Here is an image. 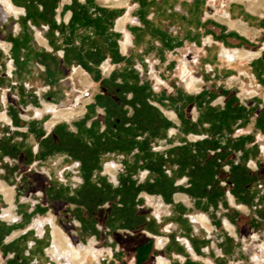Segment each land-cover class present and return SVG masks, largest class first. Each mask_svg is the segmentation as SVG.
<instances>
[{
    "label": "rangeland",
    "instance_id": "obj_1",
    "mask_svg": "<svg viewBox=\"0 0 264 264\" xmlns=\"http://www.w3.org/2000/svg\"><path fill=\"white\" fill-rule=\"evenodd\" d=\"M71 1L73 4H75L74 0ZM81 1L85 2V0ZM123 1L126 3L129 2V0ZM123 1L104 0V4L107 6V8L116 6L120 7L124 5L122 4ZM34 2L35 1H33V3ZM160 2L162 3V9H167L169 11L168 16H161L158 14V4ZM160 2H151L156 4V6L153 5L156 7V9L154 8L153 11L151 10L152 4H149L150 1L140 0L138 2L141 8L139 13H144L145 18L147 19L152 13L157 11L155 17L150 22L151 25L158 23L162 24L164 27L162 28L164 33L162 32L161 34H158L155 26H144L141 24L142 26L140 27L135 24L136 21H131V17L129 22L132 26V30L136 28L139 33V36H136L135 40L140 46L143 45L142 42H144V40L146 41L147 38H152L154 42L160 41L158 39H161L162 41L164 40L163 44H168L169 46H171V42L177 40L176 38L183 39V41H178V43L175 42V46H183V42H186L184 56L180 57H184L185 59L181 60L180 64L177 63L176 59L170 66H168L167 70L169 75L165 78L162 77L165 82L158 77L161 76V73H159V66L155 65L157 71V75L155 76L154 72L150 68V65L155 61L147 62L144 57L140 58L138 50H135L132 53V63H126L128 68H134L136 71L135 77L133 76L132 78L134 80H132L134 82V85L131 86L132 88L127 89L123 85V79L118 76L113 83L106 84L104 88L98 83H93V85L87 89L81 90L76 86L71 75L76 65L68 67L63 61L60 65L62 70L60 77L57 79L52 77V80L54 81H49L50 77H48L46 73L40 72L39 68L37 67V63L41 64L40 58L42 57L39 54L35 55V53H38L36 51L38 44H29L31 41H27L25 34H19L16 37L17 39L22 38L24 42L27 41V48H24L25 52H21L22 55L19 57V59L23 57L27 59V54H30L29 60H25L26 65H24V70L21 71L18 68L16 70L28 77H26L25 83H7V81L4 79H9L11 81V73L9 69V63L7 61V64L3 65L5 68H0V101L2 100L1 98H3L5 107H7L5 111L12 110L18 114L21 119L30 122L33 125L28 132H26L27 127L24 129L21 128L18 130L19 132L16 131L17 128H9L10 130L8 129V136L6 135L3 141H0V180L13 187L15 190V206L13 208L16 215V218L14 219L16 222L11 221L7 223L9 224V230L2 231L8 237H10L16 232L15 230L22 229L25 231V234L21 237L25 239L24 242L26 243L27 247V250H24L25 255L17 253L16 249L14 250L13 247H10V250L13 252H11L10 257H7L6 254L4 255V258L7 262L6 264H39L38 262L36 263V259L31 261L29 260V258H31V253H29V250L31 251V249L29 248L34 247V245L32 244L33 240H29L28 238L31 233L39 234L38 228L42 225L46 231L45 234H47L46 238H50L48 248L51 246L52 229L51 224L48 223L50 221L46 220V218H48L50 215L57 217L56 225H58L67 236L71 237L72 241L74 242L73 244L77 247L80 245L92 246L88 243H93L94 245V242H89L93 237H96L97 243H100L97 246L96 244L94 245L96 249L102 248V246L106 247L103 244L106 242L107 238L110 237V235H114L115 240L121 242L126 247V250L123 251L122 247V250L118 255L115 254L112 260L107 259L106 261H104V258L103 260L100 259L102 255L101 251L99 256L101 263L129 264L130 256L127 249L129 248V235L125 237L124 235L126 234L123 233L128 232L130 229L132 231L131 227H133L136 222H139L134 218L136 217L135 215H145V218L148 220L152 214L150 208H148L146 205V202L139 198V196H141L142 193H145L146 191V189L142 187H144L145 183L149 181L151 187L158 194H160V190H164L165 193L163 194L172 196L176 193V191L168 193L166 180H171L173 185L177 182L176 180H178V177L173 175L162 177L161 173L166 175V171H169L170 168H160L153 162H150L148 166L145 160L149 153L150 143L152 142L150 140V133L148 131L156 133L159 128L164 125V123L157 117V114L150 113V111L147 109V106L145 105V102H148L153 107L156 106L159 108L160 105L163 110L173 112V109H175L174 101L179 99L178 93H180L181 97L184 96L186 100H191V103L187 101L185 104H182V106L184 105L182 107V114L185 115V113H187V117L192 118V116L195 117L193 112L194 108H196L195 104H199V107L202 108L203 105H215L219 100H222L220 101V105H216V107L220 108L221 111L218 109L216 112H207L206 116V118H209V115L216 118V130L217 134H220V137H224L226 133H231V128L229 126L231 122L230 120H227V115H233V120L240 119L239 116L243 111L241 112V108H239V102L237 101L235 94L233 96H229L227 93H223L221 88H217V83L211 84V82H214V78L210 76L209 79H205L204 77V75L208 76L216 73L217 70H209L210 68L206 64L207 60L203 57L209 58L212 56V54H215L214 56L218 60L220 55V52L218 53L214 46L211 48H206L207 53H205V50H203V52L198 51V48L200 47L199 42L203 43V38L201 37L202 32L199 29L202 25H199L198 23L202 24V20L206 17L205 14L203 17L199 16V13L203 12L206 2L203 0H191L189 2L184 1V3L181 4V10L184 12V15L182 14L183 16L181 18L176 16H181L179 6H177V0H162ZM36 3V6H40L39 1H36ZM76 3L78 2L76 1ZM93 3L95 4V0H87L86 4L82 5H85L84 7L91 10L90 16L95 17L97 13L94 10L95 5H93ZM147 4H149L150 7L147 8ZM47 5L49 7L48 10H45L44 12L45 18L49 20L48 22L52 23L54 18L51 10L52 6L49 4ZM71 9L73 11V9H76V7L73 6ZM146 9L149 12H145ZM7 16L8 20L0 23L1 36H4L8 39L10 36L15 38L14 34L10 31V27L12 26V19H15L17 22L18 19L11 16V14ZM116 16L118 19L122 16V13L117 14ZM125 16L128 18V15ZM20 17L22 18V15H20ZM116 20L115 24L117 22ZM208 21L209 19L206 22H203V27L201 28L205 29L207 26H209ZM19 23V25H22L21 22ZM177 24H179V26H177ZM21 27L22 26H20V28ZM30 30H33V27H31ZM50 30H53V36H55L56 33H59L58 31H60L57 28L49 26L48 31L50 32ZM19 31L20 29L18 31L16 30V33ZM46 33L48 32L46 31ZM35 34L36 33L33 31L32 36ZM43 37L45 38V36ZM14 47L12 53H14ZM21 47L22 44L18 45L16 48L17 52L15 58L17 59L20 49L22 50ZM59 51L60 50L55 51L54 54H59ZM1 52L4 53L3 50H1ZM1 52L0 56H2ZM109 59L111 58H106V60ZM112 65H115V63L113 62ZM183 65H185L189 71L188 76L186 77H182L181 67ZM254 66L255 65H253V67ZM41 68L43 69V67ZM90 70L95 80L100 77V73L98 71H94L93 69ZM117 71L121 70L118 69ZM193 71L195 74H192ZM196 74H199L202 76V78H204L203 81L205 86L203 84L201 85H203L205 92L201 93V95L198 97L193 95L188 96L187 93L195 92L199 89L200 81L198 83V87L194 90L190 91L185 88V81L190 76L197 79L195 77ZM104 76L109 77L107 72H104ZM70 77L73 82L70 80ZM165 83H167L168 86H166ZM48 86L52 87L51 91L49 92L50 94L45 92L40 93L39 88L41 91H46L45 87ZM206 87L209 88L206 89ZM142 89L144 93H154L157 97H159V99L154 100L149 98L146 94H142V97L138 96L137 94H140ZM248 91L251 92L252 89ZM19 92L25 96L24 99L19 95ZM100 95H104L103 97L105 100L102 101L104 104L116 103L118 105V109L120 110L118 112L119 115L124 114L126 116V122L124 124V128L122 129L127 131L132 128V155H130V157H122L121 155L116 159L111 155L109 156L110 152L112 153V151H109V149H120L118 145H112L110 143L108 144L104 141L105 144L103 148L98 149V151H93L89 149L91 146L94 147V144H91L90 141L86 140V142L80 143L79 141H76L77 139L75 140L72 137L73 134L76 135L79 131L77 125L86 118L87 128L90 126V123L93 119H95V117H103L104 119L102 120V118H98L100 132L103 126H107L105 121L107 116L106 107L98 105V97ZM47 96L53 98L52 102L56 103V105L59 104L58 106L64 107L61 109H75L77 111L85 109L83 115L75 118L70 123H61L53 128V134H51V136L49 135L51 139L45 138V136L50 131V129H48L46 126V120L48 123V120L51 119V114L45 112L41 114L39 111L41 108H43V103H48L50 105L54 104H51V102L46 99ZM168 97L170 98L168 99ZM220 97L223 99H220ZM35 101H38L41 105L34 107L36 105L34 103ZM32 104L33 106H31ZM166 105L170 106V108L166 107ZM162 108L159 109L163 111ZM135 109H138V111ZM250 111L254 112L251 106ZM103 113L105 115L101 116ZM161 114L163 113L161 112ZM40 115H43L42 119H39ZM165 117L167 120H177V118H170L166 114ZM131 120L132 122H130ZM60 122L64 121H59L57 123ZM110 122H115L113 117L110 118ZM136 122H140L141 124L138 123V125ZM222 125L224 127H222ZM66 126V129H61L62 127ZM111 128L114 131V127L111 126ZM170 128L166 130V134L170 133ZM55 129H57L56 132ZM5 132L6 129L0 126V137H2V133ZM21 132H24L25 136H22ZM113 133L116 135L115 132ZM101 136L103 137V134H101ZM22 138L23 142L20 141ZM102 139H104V137L101 138V140ZM233 141H235L234 138L231 139L230 142ZM155 146L158 147L156 149H160L159 145L156 144L152 147V149L150 148V150L153 151ZM45 147H53L56 149V151L54 153H52V151L48 152L45 154L47 156H44L42 150ZM229 148H231V150H229ZM218 149H221V153H219L220 151L217 152L219 153L218 157H213L209 151V153H206V150L204 151L203 147L200 148V153L196 149H193L196 151V154L193 152L191 158L188 160L189 162L195 163V165L199 167L198 174H192L188 176L190 178L189 183L192 182L191 184L194 186L191 189L195 190L197 196H207L209 194H213V197L216 198L215 196L221 193L225 194L224 190L221 191L222 189L228 187H230L232 190L237 189L238 184L231 176V173L234 171V168L236 169L237 167L248 166V164L244 165L243 163L245 158H247L246 144L233 142L227 144L225 147L219 145L213 150V153ZM240 151L242 154H239ZM224 153H228V156L231 159L229 164L233 166V169L230 170V173L226 172L228 170L227 167H230V165H226L224 159L221 157L224 155ZM164 160L165 163H167L166 159ZM210 164H213V168H209ZM145 165L148 167H145ZM163 165L165 164L163 163ZM107 167H114V169L115 167L122 168L116 170L113 169V176H115L113 177L111 174L112 172H110L111 175L109 173H105V169ZM155 170H158L159 172ZM145 171L154 174H152V176L155 177L153 182H151V176L146 181L144 180L143 172ZM182 178L183 177H180L179 180ZM213 181L217 182V186L214 185ZM225 183L227 185H225ZM2 197V199H4L3 195ZM143 197L145 196L143 195ZM145 198L148 200L152 199L148 195H146ZM156 201L159 202L157 199ZM148 202L150 203V201ZM2 207L3 205L0 200V211L3 210ZM157 209L158 208L156 207V210ZM17 213L19 215H17ZM129 216L133 217L129 219ZM19 217L23 219L22 223ZM130 220H132L134 224L132 222L130 223ZM15 227L16 229H13ZM40 237L42 240L45 239L44 234L42 236L40 235ZM15 243H13V245ZM220 243L222 244L221 241ZM159 256L160 255H157L155 257L153 255L150 259V263H157ZM104 257H106V254ZM95 261L96 258L94 259L93 257L92 261L87 260L85 264H94ZM49 263L53 264L52 261H49L47 264Z\"/></svg>",
    "mask_w": 264,
    "mask_h": 264
},
{
    "label": "crops",
    "instance_id": "obj_2",
    "mask_svg": "<svg viewBox=\"0 0 264 264\" xmlns=\"http://www.w3.org/2000/svg\"><path fill=\"white\" fill-rule=\"evenodd\" d=\"M77 1L81 4H86L87 2V0H85V2H82L81 0ZM137 1L139 2L140 0H129L128 3L120 7L116 6L117 8H107L104 4V0H95V4L100 8L115 10L118 14L122 13L121 17L125 15L129 16V19L123 25L124 33L117 30L116 24L115 29L113 30L115 33L119 34V46L121 45V40L124 38V34L125 36H128L131 41L129 44V51L127 48L124 53L120 47L118 49L119 52L116 51V53H119V58L117 60L118 63H115V70H118V65H120L119 70L128 68L126 63H132V53L133 51L138 50L140 58L144 57L147 62L155 61L150 65L151 70L154 72V76L157 75L156 66H159V73H161V76L158 77L161 79L162 77L165 78L169 75L167 68L173 61L177 59V63L180 64L181 60L185 59L184 57H180L184 56L186 42H183V46H175V42L178 43V41H183V39L176 38L177 40L171 42V46H169L168 44H163L164 40L162 41L161 39H158L160 41L154 42L152 38H147L146 41L144 40V42H142V46L138 45L139 43L135 40V32L137 30H134L136 28L132 30V26L129 22L130 17L131 21H133L135 17H140L141 13L139 12L141 8ZM148 1L160 2L162 0ZM184 1L189 2L191 0H177V6H179L181 12V16L176 15L177 17L181 18L184 15V12L181 10V4H183ZM203 1L206 2V6L204 7L203 12L200 11L202 13H199V16L203 17L205 14L206 17L202 20V24L198 23L199 25H202L199 29L202 32L201 37L203 38V43L199 42L200 47L198 48V51L203 52V50H205V53H207L206 48L214 46L218 53L220 52L218 60L215 58V54L212 53V56L209 58L203 57L207 60L206 64L210 68L209 70H217L216 73L208 76L204 75V77L205 79H209L210 76L214 78V82H211V84L217 83V88H221L223 93H227L229 96L235 94V97L239 102V108H241V112H243L238 120H233V115H227V120H230L231 122L229 124L231 133H226L224 137H220V134H217V122H215L216 118L214 116L209 115V120L201 123L203 111L210 113L216 112L218 109L221 111V109L214 104H209L208 106L203 105L204 107L202 106V108L199 107V104H195L196 108L193 110L195 117L192 116V118L187 117V113H185V115L182 114L183 106H178L180 102L174 105L175 109H173V112L175 111L176 113L163 110L159 105V108H162L163 112L155 106L164 114V117L166 114L170 118H177L176 121L168 119L171 124L169 130L170 133L151 144V149L154 145H159L160 151L158 154L163 156L167 161L163 167L170 168V173L165 174L178 177V180H176L177 182L174 184L177 189L175 190L176 193L172 196L163 194L165 193L164 190H160V194H150L145 191V193H142V195L139 196L140 199L146 202V205L150 208L152 214L148 220L145 218V215H135L136 217L134 218L139 222L134 221L136 222L134 224L132 220H130L129 222L134 224V226L131 227L132 231L130 229L128 232L123 233L126 234L124 235L125 237L129 235V248H127L130 256L129 264H151L150 259L153 255L155 257L160 255L166 258L169 261V264H264V6L255 12L252 11L249 0ZM10 2L15 7L22 8L24 11L22 18L11 14V16L18 19V22L12 19V26L10 28L12 29V27L15 26L16 30L20 29L19 34H25L27 41H31H29V44H38L36 50L38 53H35V55L39 54L42 56L41 58L39 56L41 61L40 66L43 67L42 73H46V75L50 77V80H52V77L57 79L62 74L60 65L62 64L63 59L59 54L66 48L65 43L70 39L71 30L68 27L73 17V11L70 8L72 1L68 0L70 3L64 4L63 0H58L57 7L53 14L54 18L52 23L48 22L49 20L45 18L43 3L40 2V6H36V2L30 4L25 2V0H22L17 6L12 0H10ZM161 4V2L158 4V14L161 16H168L169 11L167 9H162ZM0 6L6 15H10L2 3V0ZM151 10L154 11V8L152 7ZM156 12L157 11L150 15L148 18L149 21L153 20ZM98 15L100 16L98 13L95 16V19L98 18ZM208 19L209 26L205 29L201 28L203 27V22H206ZM229 21L235 23L239 21L240 26L246 28L249 35L242 33L238 29L230 28L228 23L226 24V22ZM19 22H21L22 25H19ZM20 26L22 27L20 28ZM44 26H51L57 29L60 27L61 29L58 31L59 35L53 36V30H50L48 33L42 32V27ZM150 26L158 27L160 33H164L162 29L164 27L162 24H150ZM177 26H179V24H177ZM31 27H33V30H30ZM33 31L36 34L41 33L40 35L42 37L45 36V38H43L48 46H43L36 41V34L32 36ZM102 33L99 30L97 23L91 24L87 27L77 29L73 36V42L79 47L88 49L91 47L92 40L95 37L100 36ZM9 38H11V36ZM12 39L13 41H16L15 39L17 38L12 37ZM0 41L12 44L14 47L15 42L12 43L11 39H5L4 36H1ZM240 49L247 51L250 55L242 60H235L233 62H229L228 59L224 57L226 58V62L221 56L223 50L234 53L236 50ZM57 50L60 51L59 54L56 55L53 51ZM63 52L65 53V51ZM251 54H258V56L252 57ZM7 61V55L2 53V56H0V68H3V65L7 64ZM253 65L255 66L253 67ZM80 68L83 69V67ZM83 70L89 75L90 80H93L92 85L93 83H98L101 86V80L110 78V76L105 77L102 75L99 68L93 69L100 73V77L96 80L91 73L87 72L85 69ZM192 74H195V72L193 71ZM200 76L201 75L196 74L195 77L197 79L191 76L189 77V80L193 78L196 81V87L193 88V90L198 87L199 81L200 83L199 89L195 92L187 93L188 96L193 95L198 97L201 93L205 92V89H203V85L205 86L203 81L204 78ZM26 77L28 76H25L23 73L15 69L11 72V81L9 79L4 80L7 81V83H25ZM165 85L168 86L167 83H165ZM207 88L209 87H206V89ZM250 89H252V93L254 92L252 95L247 94ZM39 91L40 93L42 92L40 88ZM19 95L24 99L25 96L21 92H19ZM221 98L222 97H220V99ZM1 99L0 114H5L10 120H12L11 123L13 128L24 129L27 127L26 132H28L33 124L24 121L12 110L5 111L7 107H5L3 98ZM34 103L36 104L34 107L41 105L38 101H35ZM31 106H33V104ZM250 106L253 108L254 112L250 111ZM166 107L170 108L168 105H166ZM84 110L85 109H82V113L75 118L83 115ZM170 114H173L174 117H171ZM98 120L99 119H97V121ZM186 121L192 122L193 126L188 132L191 134H188L185 131ZM61 123L65 122L57 123L52 127L48 126L50 131L45 138H48V136L53 133V128ZM22 136L25 135L22 134ZM196 137L198 138L197 140ZM233 138L235 140L233 142L246 144L247 158H245L243 163L244 165L248 164V166H241L233 169V166L229 164L231 159L229 158L228 153H224L221 157L224 159L226 165H230V167H227L228 170L226 172L230 173L231 169L234 170L231 173V176L238 184L237 189L232 190L230 187L222 189L221 191L224 190L225 194L221 193L215 196L216 198L213 197V194L197 196L195 190L191 189L194 186H192V182L189 183L190 178L188 177L192 174L199 173V167L195 165V163L188 161L193 152L196 154V151L193 149H196L200 153V148L203 147V150H206V153L210 152L213 157H218L219 153H221V149L214 151L215 154L213 153V150L219 145L225 147L227 144L233 143L230 142ZM127 139V143L131 145L132 136H128ZM229 150H231V148H229ZM218 151L220 152L217 153ZM152 153L155 152L152 151ZM155 154L157 155V153ZM239 154H242V152L240 151ZM110 155L116 159L121 155L122 157H130V155H132V147H129V149H116L112 151V153L110 152L109 156ZM152 174L149 172L148 176V178L151 176V182L155 179ZM180 177L183 178L179 180ZM213 182L214 185L217 186V182ZM154 191L155 190L150 187V192L154 193ZM143 195L145 197L148 195L152 199L148 200L143 197ZM154 197L162 203V207L161 203L157 202ZM147 200L150 201L151 204ZM14 206L15 205H12L11 207ZM155 206L158 208L157 210ZM17 215L19 214L17 213ZM197 216L206 217L210 227L209 230L196 223L194 218ZM132 217L129 216V219ZM19 219L22 223L23 219L21 217H19ZM46 220H53V223L57 224V217L54 215L48 216ZM0 223V264H6L7 262L4 255L6 254L7 257H10L11 252H13L10 250V247H13L14 250L16 249L17 253L25 255L24 250H27V247L24 242L25 239L21 237L25 234V231L19 229L16 231L19 232V234L10 239L14 233L8 237L2 231H7L9 224L5 222ZM227 225L231 226L232 231L228 229ZM38 235V239L32 236H29L28 238L29 240H33V248H37V251L31 249V247L29 248L31 249V251L29 250V253H31V258H29V260L36 259V263L47 264L49 261L47 257L49 256L53 264H60L46 253V251L48 252L47 246L49 245L50 238H46L48 242L45 244L46 240H42L40 234ZM157 237L166 239V243L161 249H158L155 245L154 240ZM89 242H94V245L96 244V246L100 244L99 242L97 243L96 237H93ZM13 243L15 244L13 245ZM105 243L103 245L106 247L102 246V248H98V250L102 251L100 257L101 260H103V258L104 261L107 259L112 260L115 254H119L122 247L123 251L126 250V247L121 242L115 240L114 235H110ZM105 254L106 257H104ZM101 260L96 264H102ZM154 264L158 263L155 262Z\"/></svg>",
    "mask_w": 264,
    "mask_h": 264
},
{
    "label": "trees",
    "instance_id": "obj_3",
    "mask_svg": "<svg viewBox=\"0 0 264 264\" xmlns=\"http://www.w3.org/2000/svg\"><path fill=\"white\" fill-rule=\"evenodd\" d=\"M12 1L14 2L15 5L20 4V2H22V0H12ZM33 1H35V2L39 1V2L43 3L44 12H45V10H48L49 6L47 4L51 5L52 6L51 7L52 15L54 14L55 9L57 7V3H58V0H25V2H28L30 4H33ZM76 1L77 0H74L75 4H72L71 7H70V8H72L74 6V7H76V9H73V17H72V19H71V21L69 23V27H68V28H70L71 32H70V39L68 41H66V43H65L66 48L64 49V51H65V56H64V59H63L64 64L67 65L68 67H71L73 65H76V66L80 65L87 72L91 73L90 69H94V68L98 69V67L102 63V61L108 56L112 57L114 63H118L117 60L119 58L118 57V54H119L118 53L119 52L118 51V49H119V44H118L119 34L115 33L113 31L115 20L117 19L116 15L118 14V12L115 11V10H110V9H106V8H100L96 4L93 3V5H95V8H94L95 12L97 14L98 13L100 14V16L98 15V18L95 19V17L90 16V13H91L90 9L84 7L85 5H82L78 1H77L78 3H76ZM149 4L156 5V4L151 3V2ZM149 4H147L146 7H148ZM0 11L4 15H6L3 12V10L1 9V6H0ZM95 23L98 24L99 30L101 31V33L102 32L103 33L100 34V36L95 37L92 40L91 47L88 48V49H85L84 47H79V46L75 45L74 42H73V36L75 34V31L77 29H79V28L87 27V26H89L91 24H95ZM59 29H61V28L59 27ZM9 39H11L12 42H15V47H14V55H15L16 52H17L16 48L18 47V45H20V43L18 41L19 38L16 41H13L12 37L9 38ZM21 44H22V47L27 48L26 47L27 46L26 45L27 41H25V42L23 41ZM116 51H118V52L116 53ZM28 56H30V54H28ZM135 73H136V71H135L134 68H126V69H123L121 71H115L110 76L109 79L101 80L102 87L104 88L106 84L113 83L116 80V78L119 76V77H121L123 79V82H124L123 85L127 89L128 88H132L131 86L134 85V82H133L134 80L132 78H133V76L135 77ZM116 84H118V83H116ZM139 90H141V89H139ZM142 94L143 95L146 94L149 98H152L154 100L155 99H159V97H157L154 93H150V92L149 93H144L143 89H142V91H140V94H137V95L141 96ZM103 96L104 95H100L98 97V105L106 107V110L108 111V116L106 117V120H105L107 125L115 126L118 123V126H119L118 130H120V136H118L117 134L114 135L112 128L110 129L111 135H108L105 132L104 133H100V128H99V124H98L99 122L98 121H95L92 124V127L88 129L86 127V120H84L83 122H81V123H79L77 125L79 131H78V133L76 135L73 134L72 137L75 140L77 139L76 141H79L80 143L86 142V140L90 141L91 144H94V147L91 146V147H89V149L93 150V151H98V149L103 148L104 144H105L104 141L107 142L108 144L110 143L112 145H118L120 147V149L121 148H126V143H127L126 141L127 140H124L123 137L124 136H132V128L130 130H127V131L122 129V128H124V124L126 122V119H125L126 116L124 114H120L119 115L118 112L120 110L118 109V105L116 103H114V104L113 103L104 104L102 102L103 100H105ZM169 98L170 97H168V99ZM178 98L179 99H177V101L176 100L174 101V105L178 104L179 101H180V103L178 104V106H180L182 104H185L187 101L191 103V100H189V99L186 100V98L184 96L181 97L180 93H178ZM131 104H132V102H131ZM145 105L147 106V109L150 111V113L157 114V117L159 118V120H161L164 123V125H162V127L159 128V130H158L159 132L157 131L156 133H153V132L148 131L150 133V140L152 142L150 143V146H149L148 156H147V158H145L148 166H149L150 162H153L158 167L161 168V167L165 166V165H163V163L165 164V160L162 159L164 157L159 155L158 153H157V155L155 153H152L150 148H151V144L153 142H155L158 139L160 140V139H162L163 137H165L167 135L165 132H166L167 129L170 128L171 124L161 114L160 111H157L153 107H151V104H149L148 102H145ZM135 110L138 111V109H135ZM202 114L203 115H202V118H201V123L203 121L204 122L208 121L209 118H206L207 112L203 111ZM111 117L114 118V120H115L114 123L110 122V118ZM130 122H132V120ZM138 123L141 124L140 122H136V124H138ZM192 126L193 125H192L191 121H186L185 131L188 133L191 130ZM222 127H224V126L222 125ZM66 128H67V126L66 127H62L61 129H66ZM96 128H97V130H96ZM56 130L57 129H55V132H56ZM134 133H136V132H134ZM101 134H103V137L105 139L104 141H103V139L101 140V138H103L101 136ZM50 136L47 139H49V138L51 139ZM129 147H132V143H131V145L128 144V148L127 149H129ZM51 151H52V153H54L56 151V149L53 148V147H51V148L50 147H45L42 150L44 156H47L45 154L48 153V152H51ZM101 151H104V150H101ZM109 151H114V150H110L109 149ZM212 165L210 164L209 168H213ZM146 166L147 165H145V167ZM162 170H164V169H162ZM155 171L159 172L158 170H155ZM161 175H162V177H167V175H164L163 173H161ZM166 183H167V188H168L167 191H168V193L169 192L171 193L172 191L174 192L177 189L173 185V182H171V180H166ZM150 187H151V185H150V183L148 181V182L145 183L144 187H142V188L146 189V191L148 193H150V194H158L155 191H154V193H151L150 192Z\"/></svg>",
    "mask_w": 264,
    "mask_h": 264
},
{
    "label": "bare ground",
    "instance_id": "obj_4",
    "mask_svg": "<svg viewBox=\"0 0 264 264\" xmlns=\"http://www.w3.org/2000/svg\"><path fill=\"white\" fill-rule=\"evenodd\" d=\"M114 1H116V0H114ZM263 1L264 0H259V3L257 5L254 4L253 1H251L250 5H251V7L253 9H256V8H259L263 4ZM66 2H68V0H63V3L64 4ZM2 3L4 4L7 12H9L10 14L13 13L12 15H14V16L23 15V13H24L23 9L22 8H19V7H15L10 2V0H2ZM122 4H126V2L123 1ZM119 19L117 20L116 28H118L119 30H121L122 27H123V25H124V23L127 21L128 18H127V16H125V17L121 18L120 20ZM223 22H224V20H223ZM227 23H228L229 27H231V28H238L240 31H242L240 29L241 26L239 24V21L237 23H234L232 21L226 22V24ZM122 32L124 33V31H122ZM36 41H38L43 46H48L46 44L45 39L39 33L36 34ZM130 43H131V41H130L129 37L127 38V36H125V34H124V38L121 40V45L119 47L125 53L126 49L129 47V44ZM9 47H10L9 44L0 41V48H3L6 51H8L9 50ZM247 55L248 54L245 51H243V50H237V51H235V58L237 60H242ZM112 68H113V66H111L109 63H105L103 65V70H104L105 73L107 72L109 74L111 72ZM9 69H10V73H11V71H12V65H9ZM72 79L75 82L76 86L79 89H81V90L87 89L88 87H90L92 85V81L90 80L89 75H87V73L82 68H80V67L79 68H76L74 70V72L72 74ZM195 84H196L195 81L192 80L191 84H189V87H193V86H195ZM53 105H50L48 103H43V108H41L39 110L41 112V114L44 113V112L51 114V119L48 120V123L50 125H52V126L55 125L59 121L69 122L72 119H74L76 116H78V115H80L82 113V110H80V111L78 110L77 111L75 109H58V107H56L55 105H54L55 106L54 107ZM50 114H47V115H50ZM40 118H42V117H40ZM11 121L12 120H10V118L7 115L0 114V122L10 124ZM46 125H48V124L46 123ZM50 125H48V126H50ZM113 169H114V167L113 168L112 167L111 168L107 167L106 168V172L109 173V174H110V172H112L111 174L113 176L114 175L113 174ZM113 177H115V176H113ZM0 195H3L4 196V200L8 204H11L12 203V200H13V191H12V188L9 185H7L5 182H3V181H0ZM199 220L200 221H203V217H199ZM52 221L53 220L50 221V224H51V229H52L51 234H52V240H53V244H54V250H57L60 254L64 255L65 257L67 256L70 259V262L72 264H85V262L87 260H91L92 261L93 260V257H94V259L96 258L95 257V253H96L97 257H98V259L95 261V263L100 262L99 256L101 254V251H99L98 249H96L94 247L93 243H88V244H91L94 248L92 246H81L80 245L79 247H77V246L73 245L74 242L72 241V239L69 237L71 239L70 240L68 238V236L64 233V231L59 226H57L56 224H53L52 225ZM195 221L197 222L196 218H195ZM164 241H165L164 238H162V237H159L158 238L157 237L155 239V245H156V247L158 249H161ZM51 246H52V244H51ZM52 256H55V255H52ZM58 257H60V256H58ZM159 261H160L161 264H168L164 259H160V257H158V260H157V263L158 264H159Z\"/></svg>",
    "mask_w": 264,
    "mask_h": 264
},
{
    "label": "flooded vegetation",
    "instance_id": "obj_5",
    "mask_svg": "<svg viewBox=\"0 0 264 264\" xmlns=\"http://www.w3.org/2000/svg\"><path fill=\"white\" fill-rule=\"evenodd\" d=\"M250 1V3H251V1H253L254 2V4H258L259 3V0H249ZM0 2H1V0H0ZM73 4V3H72ZM264 6V1H263V4L259 7V8H256V9H253L252 7H251V5H250V7H251V9H252V11H257V10H260L262 7ZM66 7V6H65ZM120 18V17H119ZM118 18V19H119ZM117 19V20H118ZM128 19H129V16H128ZM127 19V20H128ZM68 20H69V18H68ZM116 20V21H117ZM17 22V21H16ZM235 23V22H234ZM231 28V27H230ZM118 29V28H117ZM232 29H238V28H232ZM240 29L242 30L241 32L242 33H244V34H248L249 35V32H248V30L246 29V28H242V27H240ZM119 30V29H118ZM239 30V29H238ZM120 31V30H119ZM121 31H123V27H122V29H121ZM240 31V30H239ZM127 38H128V36H127ZM19 43H20V45H21V43L23 42V40H22V38H19ZM13 43V42H12ZM129 48V47H128ZM237 51V50H236ZM243 51H245V50H243ZM53 52H55V51H53ZM248 55H250L247 51H245ZM249 52H251V51H249ZM254 53V52H253ZM65 54V53H64ZM247 55V56H248ZM221 56H224V57H226L227 59H228V61L229 62H233V61H235V60H237L236 58H235V52L234 53H232V52H228L227 50H223V52H222V55ZM251 56L252 57H257L258 56V54H251ZM223 57V58H224ZM225 59V58H224ZM225 61H226V59H225ZM227 62V61H226ZM111 65V64H110ZM112 66V65H111ZM183 67V68H182ZM181 67V73H182V77H186V76H188V68L186 67V66H182ZM75 68H79V67H75ZM75 68L73 69V71L75 70ZM118 69H120V65H118ZM112 70H113V68H112ZM111 70V71H112ZM73 71H72V74H73ZM111 73V72H110ZM110 73L108 74V75H110ZM71 74V75H72ZM70 80L72 81V79H71V77H70ZM192 80H194L195 81V79H193V78H191L190 80H189V78L185 81V86L191 91V89L193 90V88H195L196 87V84H195V86H193V87H189V84H191V82H192ZM73 82V81H72ZM195 83H196V81H195ZM74 85V84H73ZM254 93V92H253ZM252 92H247V94H249V95H252L253 94ZM254 97V96H253ZM253 97H250V98H253ZM249 98V97H248ZM220 101H222V100H219L218 102H217V104H215V105H220ZM52 104V103H51ZM54 105L56 106V107H58L59 109H61V108H64V107H61V106H58V105H56L55 103H54ZM184 106V105H183ZM151 107H153V106H151ZM93 108V107H92ZM154 109H156L157 111H159L158 110V108H155V107H153ZM163 115V114H162ZM43 115H40V117H42ZM107 116H108V111H107ZM106 116V117H107ZM170 116L171 117H174V115L173 114H170ZM49 118H50V116H49ZM99 119L100 118H102V117H98ZM17 122V121H16ZM70 122V121H69ZM46 123H47V120H46ZM48 124V123H47ZM57 124V123H56ZM55 124V125H56ZM0 125H2V127H4L5 129H6V132L5 133H2L3 134V136L2 137H0V141H3V139L5 138V136L7 135L8 136V127H7V125H12V123L11 124H5V123H3V122H0ZM48 125H50V124H48ZM48 125H46L47 127H48ZM50 126H52V125H50ZM49 126V127H50ZM54 126V125H53ZM114 127V131L113 132H115L118 136H120V130H118V128H119V126H118V123H117V125H115V126H113ZM21 129V128H20ZM19 128L18 129H16V131H18V130H20ZM110 129H111V126H109V125H107V128H106V131H105V133H107L108 135H111V132H110ZM10 130V129H9ZM13 131V130H12ZM19 132V131H18ZM127 137L128 136H124L123 138H124V140H128L127 139ZM198 138L196 137V140H197ZM105 139H103V141H104ZM21 142H23V138L20 140ZM127 142V141H126ZM128 148V144L126 143V149ZM254 167V166H253ZM117 168L115 167V170H116ZM105 173L107 174V172H106V169H105ZM0 181H2V180H0ZM7 184V183H6ZM8 185V184H7ZM10 186V185H9ZM11 187V186H10ZM12 188V191H13V200H12V203L11 204H8L4 199H2L3 197H2V195H0V200H1V203H2V205H3V207H2V209H3V212H1L0 211V215H1V217H2V219L4 220V221H9V222H11L12 220H14L15 218H16V215H15V210H14V208L13 207H11L12 205H14V193H15V190H14V188L13 187H11ZM41 193V192H40ZM199 217H203V221H200L199 220ZM3 220L1 221V219H0V222H3ZM194 220H195V218H194ZM196 220H197V222L196 223H200L201 225H202V227H204V228H206V229H210V227H209V225H208V221H207V219H206V217H204V216H197L196 217ZM1 224V223H0ZM53 224H55V223H53V221H52V225ZM199 224V225H200ZM58 226V225H57ZM42 227V228H41ZM39 226V228H38V231H39V234L40 235H43L44 234V238H45V240H46V235L47 234H45L46 233V231H45V229H44V226ZM227 227H228V229L229 230H231L232 231V229H231V226L230 225H227ZM13 229H16V227L15 228H13ZM40 229V230H39ZM43 229V230H42ZM9 230V228L7 229V231ZM15 231H18V230H15ZM14 232V231H13ZM43 233V234H42ZM65 233V232H64ZM19 234V232H15L14 234H13V236H11L10 237V239H12V238H14V237H16L17 235ZM34 237V238H36V239H38V236H37V234H34V233H31L30 234V237ZM69 238V237H68ZM51 239H52V237H51ZM70 239V238H69ZM165 239V238H164ZM71 240V239H70ZM48 241L46 240V242H45V244L47 243ZM154 242H155V240H154ZM73 243V242H72ZM166 243V239H165V241H164V243H163V245H162V248L164 247V244ZM26 244V243H25ZM74 245V244H73ZM48 247V246H47ZM79 247V246H78ZM93 247V246H92ZM94 248V247H93ZM31 249H34V250H36L37 251V248H31ZM53 259H55L56 261H59V263L60 264H72L71 262H70V259L66 256H64V255H62V254H60L57 250H54V244H53V240H52V246H50L49 248H48V252H47ZM55 255V256H52V255ZM60 256V257H58V256ZM95 256H96V260L98 259V257H97V255H96V253H95ZM160 257V259H164L168 264H169V261L166 259V258H164V257H162V256H159ZM47 259L49 260V261H51L50 260V257L48 256L47 257ZM48 261V262H49ZM95 264V263H94ZM159 264H161L160 263V261H159ZM210 264V263H209Z\"/></svg>",
    "mask_w": 264,
    "mask_h": 264
},
{
    "label": "built area",
    "instance_id": "obj_6",
    "mask_svg": "<svg viewBox=\"0 0 264 264\" xmlns=\"http://www.w3.org/2000/svg\"><path fill=\"white\" fill-rule=\"evenodd\" d=\"M153 8H155L153 5H151ZM148 7H150V5L148 6ZM147 7V8H148ZM145 12H149L147 9L145 10ZM0 15H1V18H0V23L1 22H5V21H7L8 20V16H6V15H4L1 11H0ZM15 20V19H14ZM134 21H136V23L135 24H137L138 26H140L141 27V24H143L144 26H146V25H150L151 23H150V21L148 20V18L146 19L145 18V14L144 13H141L140 14V17H135V19H134ZM117 23V22H116ZM156 29H157V31H158V34H161L160 33V31H159V28L158 27H155ZM115 29V24H114V28H113V30ZM49 30V26H44V27H42V32H49L48 31ZM134 30H137V29H134ZM10 31H11V33H13L14 34V37L16 38L18 35H19V33H20V31L18 32V33H16V27L14 26V27H12V29H10ZM135 34H136V36L138 37L139 36V33H138V31H136L135 32ZM59 35V33H56V36H58ZM163 35V34H162ZM0 37H1V31H0ZM9 44V43H8ZM119 44V43H118ZM10 45V47H9V50L8 51H6L5 52V49H3V48H1L0 50H3L4 51V53H5V55H7V58H8V63H9V65H12L13 66V70H15V69H19V70H24V65H26L25 64V60H29V58H30V56H27V59L26 58H21V59H19V57L22 55V51L23 52H25V50H24V47H22V50L20 49V53H18V59L17 58H15V55H14V53H12V51H13V46H12V44H9ZM28 55V54H27ZM59 56L62 58V59H64V56H65V54H64V52L63 51H61V53L59 54ZM108 57H110L111 59H109V60H106V58H108ZM108 57H106L103 61H102V63L99 65V69H100V72L102 73V75H104V70H103V65L105 64V63H109V64H113V59H112V57L111 56H108ZM18 62H19V64H18ZM16 63H17V65H16ZM30 65V64H29ZM16 66V67H15ZM113 66V70L111 71V73H110V75L109 76H111L112 74H113V72L115 71V67H116V65H112ZM37 67L39 68V70H40V72H42V68H41V66H40V64L39 63H37ZM76 67H82V66H80V65H78V66H76ZM84 69V68H83ZM12 72V71H11ZM49 81H54V80H49ZM51 89H52V87L51 86H48V87H45V90L46 91H42V92H45V93H49L50 91H51ZM50 94V93H49ZM49 102H51V103H54V102H52L53 101V98H51L50 96H47V98H46ZM56 104V103H55ZM103 115H105L104 113L103 114H101V116H103ZM89 118V117H88ZM97 119H98V117H95V119H93L92 120V122L90 123V126L88 127V128H91V126H92V124L95 122V121H97ZM84 120H86V122H87V118L86 119H84ZM83 120V121H84ZM102 120H103V118H102ZM82 121V122H83ZM107 125V124H106ZM7 127L8 128H12V125H7ZM106 128H107V126L105 127V126H103V128L101 129V132L100 133H104L105 131H106ZM22 134H25L24 132H21ZM156 148H158V147H154V149H153V151H155V152H159V150L160 149H156ZM215 154V153H214ZM122 167H118L117 169H121ZM165 170V169H164ZM166 173H170L169 171H166ZM143 175H144V180H146L147 178H148V176H149V172L148 171H145V172H143ZM225 185H227L226 183H225ZM224 185V186H225ZM228 193V192H227ZM1 212H3V210L1 211ZM1 216V215H0ZM1 219V221L3 220L2 219V217L0 218ZM13 222H16L15 220H12ZM3 222H5V223H9V221H4L3 220ZM37 235H38V233H37ZM39 236V235H38ZM42 236V235H41ZM69 237V236H68ZM71 238V237H70ZM79 245V244H78Z\"/></svg>",
    "mask_w": 264,
    "mask_h": 264
}]
</instances>
